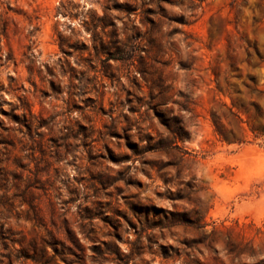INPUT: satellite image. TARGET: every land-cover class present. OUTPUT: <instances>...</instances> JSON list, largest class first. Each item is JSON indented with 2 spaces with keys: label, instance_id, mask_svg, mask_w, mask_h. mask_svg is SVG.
<instances>
[{
  "label": "rangeland",
  "instance_id": "obj_1",
  "mask_svg": "<svg viewBox=\"0 0 264 264\" xmlns=\"http://www.w3.org/2000/svg\"><path fill=\"white\" fill-rule=\"evenodd\" d=\"M0 264H264V0H0Z\"/></svg>",
  "mask_w": 264,
  "mask_h": 264
},
{
  "label": "trees",
  "instance_id": "obj_2",
  "mask_svg": "<svg viewBox=\"0 0 264 264\" xmlns=\"http://www.w3.org/2000/svg\"><path fill=\"white\" fill-rule=\"evenodd\" d=\"M235 107H236V105L232 101L231 102V106L227 107V111L237 121L238 127L242 129V127L239 125V123L242 122V120L239 118L238 114L233 110V108H235ZM213 122H214V125L216 127L217 132L219 133L220 131H219L218 127L219 126L223 127V124L220 122V117L219 116H216V117L214 116L213 117ZM222 140L227 142V143L234 142L233 140H226V139H222Z\"/></svg>",
  "mask_w": 264,
  "mask_h": 264
}]
</instances>
